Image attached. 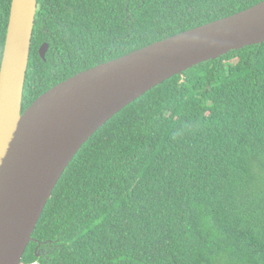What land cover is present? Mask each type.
I'll return each instance as SVG.
<instances>
[{
	"label": "trees",
	"instance_id": "1",
	"mask_svg": "<svg viewBox=\"0 0 264 264\" xmlns=\"http://www.w3.org/2000/svg\"><path fill=\"white\" fill-rule=\"evenodd\" d=\"M259 1L37 0L22 110L79 71ZM36 260L264 264V42L171 76L100 126L31 234L21 264Z\"/></svg>",
	"mask_w": 264,
	"mask_h": 264
},
{
	"label": "water",
	"instance_id": "2",
	"mask_svg": "<svg viewBox=\"0 0 264 264\" xmlns=\"http://www.w3.org/2000/svg\"><path fill=\"white\" fill-rule=\"evenodd\" d=\"M36 12L37 0H11L0 61V264H21L65 168L114 114L175 74L264 42L261 0L79 71L22 111Z\"/></svg>",
	"mask_w": 264,
	"mask_h": 264
},
{
	"label": "flooded vegetation",
	"instance_id": "3",
	"mask_svg": "<svg viewBox=\"0 0 264 264\" xmlns=\"http://www.w3.org/2000/svg\"><path fill=\"white\" fill-rule=\"evenodd\" d=\"M10 6H11V0H0V36L4 33V37H5V35H6V31H7V26H8V20H9V12H10ZM1 41H3V46H2V52H3V47H4V41H5V38H4V40H1L0 39V43H1ZM44 43H47L48 44V47H47V51H48V49H49V43L48 42H42L41 44H40V46L42 45V44H44ZM40 46H39V48H40ZM39 48H38V53H39ZM47 51L45 52V56H46V53H47ZM39 55H40V53H39ZM1 57H2V55H1ZM40 57H41V55H40ZM42 58V57H41ZM44 61L46 60V57H44V58H42ZM1 61V60H0ZM23 90H24V88H23ZM43 93V92H42ZM41 93V94H42ZM40 95V94H39ZM38 95V96H39ZM37 96V97H38ZM36 97V98H37ZM36 98H34V99H36ZM33 99V100H34ZM23 100V99H22ZM32 100V101H33ZM31 103V102H30ZM29 105V104H28ZM27 105V106H28ZM26 106V107H27ZM25 107V108H26ZM24 108V109H25ZM23 111V110H22Z\"/></svg>",
	"mask_w": 264,
	"mask_h": 264
},
{
	"label": "built area",
	"instance_id": "4",
	"mask_svg": "<svg viewBox=\"0 0 264 264\" xmlns=\"http://www.w3.org/2000/svg\"><path fill=\"white\" fill-rule=\"evenodd\" d=\"M25 264H39V262L38 261H33V262L25 263Z\"/></svg>",
	"mask_w": 264,
	"mask_h": 264
},
{
	"label": "clouds",
	"instance_id": "5",
	"mask_svg": "<svg viewBox=\"0 0 264 264\" xmlns=\"http://www.w3.org/2000/svg\"><path fill=\"white\" fill-rule=\"evenodd\" d=\"M37 261V260H36ZM33 262V261H32Z\"/></svg>",
	"mask_w": 264,
	"mask_h": 264
}]
</instances>
